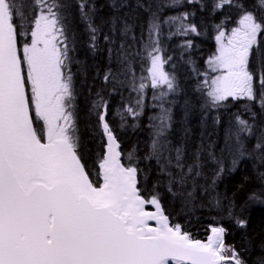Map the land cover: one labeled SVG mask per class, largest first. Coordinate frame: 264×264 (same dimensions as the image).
Instances as JSON below:
<instances>
[{
  "label": "snow or ice",
  "instance_id": "6c2138e0",
  "mask_svg": "<svg viewBox=\"0 0 264 264\" xmlns=\"http://www.w3.org/2000/svg\"><path fill=\"white\" fill-rule=\"evenodd\" d=\"M111 7L115 14L97 23L95 0H0V264H264V237L229 244L228 229L217 224L198 239L164 203L165 195L179 198L186 216L219 209L247 229L235 200L225 206L227 197L216 193L226 153L227 171L250 160L261 185L240 212L264 204V0H112ZM141 13L147 20L138 25ZM78 23L93 57L107 51L102 76L98 69L92 76L76 55ZM166 25L167 39L182 38L181 58L187 54L185 63L203 77L197 91L206 114L216 113L214 125L222 110L240 105L229 116L220 155L211 139L202 138L190 154L169 139L165 103L178 84L165 69L173 61L162 39ZM209 27L216 49L201 72L192 58L194 37ZM149 87L159 90L152 99L160 101L150 140L142 153L133 147L125 154L112 120L118 116L121 129L138 127ZM121 89L130 93L127 102ZM84 92L85 130L99 138L91 162L77 105ZM117 94L122 103L113 113ZM198 189L207 203L197 200Z\"/></svg>",
  "mask_w": 264,
  "mask_h": 264
},
{
  "label": "trees",
  "instance_id": "16d2710c",
  "mask_svg": "<svg viewBox=\"0 0 264 264\" xmlns=\"http://www.w3.org/2000/svg\"><path fill=\"white\" fill-rule=\"evenodd\" d=\"M74 3V0H71ZM97 8V23L101 20L107 21L112 17L115 12L111 7L112 0H95ZM72 12L76 15V9L73 7ZM175 14L172 10H165L164 16ZM201 17H197L199 21ZM147 20V15L141 13L137 19V24H145ZM234 26L229 23V29ZM110 25L105 24L103 31L107 32ZM77 30L81 36V43L77 47L76 55L82 60H87L90 65L89 71L92 76H95V72L98 69L101 73L107 69L109 65L108 55L106 50L97 52L96 56L93 57L91 53L87 51L86 44L84 41L87 40V36L84 33V25L78 23ZM168 26L164 27V37H162L164 42V47L167 49L168 54L173 56V61L165 65V69L173 73L176 76L178 90L173 93H169L166 97L165 107L171 109V128L169 129V139L172 140L174 144L184 143L186 151L190 154L201 142V139L205 140L211 139L216 141V153L220 155V148L224 144V134L227 127V122L229 116L232 112L237 111L240 107L239 104L231 106L227 111H221V123L219 125H214L213 116L215 112L207 113L203 109L202 105L205 102V97L200 91H197V83L203 77H198L192 72L191 66L185 63L187 59V54H185L184 59L181 58L180 49L178 47L181 42V37H173V39H167ZM139 33V28H137V34ZM215 31L209 27L207 34L199 37H194L196 48L192 53V58L196 62V66L199 71L203 72L206 70L205 60L215 52L216 41L214 39ZM104 42L101 39V45ZM175 65L173 67L172 65ZM113 66L115 67V61H113ZM137 73L139 74L140 69L137 65ZM75 71V68L73 69ZM89 84H92V79L89 78ZM99 80H97V86ZM77 89L83 91L80 85L77 84ZM124 102H127L129 98V91L123 90ZM158 95L159 90H153L150 87L146 89L145 99H144V112L135 123L138 127L133 129L132 127H126L121 129L119 127L120 118L117 116L112 120L113 127L116 131L118 140L121 144V151L125 154L130 151L133 147L142 153L146 143L150 140L152 134V128L150 125L153 121L150 117L159 114L160 109L158 107L160 101L153 100V93ZM133 97L135 93L131 94ZM87 93L84 92L77 99V105L81 112V128L85 131L83 137L86 149L90 152V162L95 159V153L98 150L99 138L94 137L90 130H85V121L87 116L85 114V101ZM134 102V101H133ZM121 97L120 95H114L111 97V108L114 113L117 109L121 107ZM157 105V107H153ZM205 116L207 118L205 119ZM129 123H133L129 118ZM203 134V136H202ZM224 163L226 167V172L222 178L218 181L216 186V193L219 194L221 198L227 197V199L222 200V203L226 206L227 201L234 199L237 205L236 212L241 214L246 218L249 223L247 229H239L235 223L227 218V213L219 210L204 207L195 212V215L186 216L180 213V201L179 198H172L169 195L164 196V203L167 211L171 212L175 221L185 225L190 231L193 232L194 236L198 239L204 240L208 235V228L210 225L222 224L228 229V233L225 237L226 243L236 244L239 246L242 243V238L245 235L253 237L256 241H259L264 237V204L253 203L247 205L243 212H240V206L245 204L249 192L253 190H259L260 181L257 178V172L253 167V163L250 160L241 161L237 166L235 171H227L231 168V158L225 153ZM214 165L211 163L206 164L204 173L205 176L210 177ZM205 176L199 177L198 182L200 184L205 183ZM197 200L204 201L207 203V197L199 191L196 192Z\"/></svg>",
  "mask_w": 264,
  "mask_h": 264
},
{
  "label": "rangeland",
  "instance_id": "374dc122",
  "mask_svg": "<svg viewBox=\"0 0 264 264\" xmlns=\"http://www.w3.org/2000/svg\"><path fill=\"white\" fill-rule=\"evenodd\" d=\"M214 75V74H213Z\"/></svg>",
  "mask_w": 264,
  "mask_h": 264
}]
</instances>
